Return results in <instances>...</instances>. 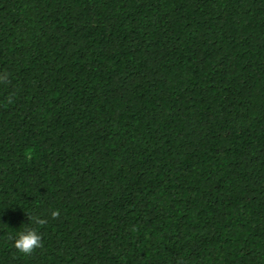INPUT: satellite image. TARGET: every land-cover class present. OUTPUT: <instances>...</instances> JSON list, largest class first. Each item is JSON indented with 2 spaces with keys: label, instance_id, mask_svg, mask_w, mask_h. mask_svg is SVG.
Returning <instances> with one entry per match:
<instances>
[{
  "label": "trees",
  "instance_id": "trees-1",
  "mask_svg": "<svg viewBox=\"0 0 264 264\" xmlns=\"http://www.w3.org/2000/svg\"><path fill=\"white\" fill-rule=\"evenodd\" d=\"M5 70L0 264H264V0H0Z\"/></svg>",
  "mask_w": 264,
  "mask_h": 264
},
{
  "label": "clouds",
  "instance_id": "clouds-1",
  "mask_svg": "<svg viewBox=\"0 0 264 264\" xmlns=\"http://www.w3.org/2000/svg\"><path fill=\"white\" fill-rule=\"evenodd\" d=\"M10 73L6 70L0 72V85L10 84ZM11 100V97L9 98ZM51 218L53 220L60 217V211L54 210L51 212ZM30 223L43 226L47 223V220L37 215H28ZM12 239V237H10ZM43 235L35 228H27L24 231H20L17 237L14 239V248L16 251L26 257L32 256L38 249H43ZM176 264H187V261L183 257L176 259Z\"/></svg>",
  "mask_w": 264,
  "mask_h": 264
}]
</instances>
